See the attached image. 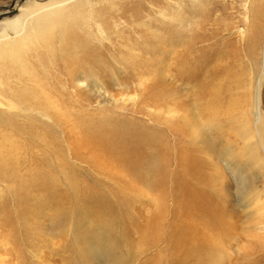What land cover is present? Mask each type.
Masks as SVG:
<instances>
[{
	"label": "rangeland",
	"instance_id": "obj_1",
	"mask_svg": "<svg viewBox=\"0 0 264 264\" xmlns=\"http://www.w3.org/2000/svg\"><path fill=\"white\" fill-rule=\"evenodd\" d=\"M206 2L0 0V264H209L193 238L195 214L176 210L195 182L179 158L193 152L207 161L200 190L229 221L221 264H264V19L252 22L261 27L253 54L232 29L218 33L217 61L206 49L172 50L167 32L178 16L199 20ZM15 21L22 26L13 29ZM204 28L192 30L198 46ZM215 95L222 123L202 127ZM221 104L233 106L237 122ZM242 111L257 142L238 135ZM95 117L150 133L164 176L71 163L73 148L90 154L77 124Z\"/></svg>",
	"mask_w": 264,
	"mask_h": 264
},
{
	"label": "bare ground",
	"instance_id": "obj_2",
	"mask_svg": "<svg viewBox=\"0 0 264 264\" xmlns=\"http://www.w3.org/2000/svg\"><path fill=\"white\" fill-rule=\"evenodd\" d=\"M246 4H248V7L250 8H248L247 13L244 14L241 10V6L243 10H245L244 6ZM29 6H32V5H29ZM23 7H27V6H23ZM180 14L182 13L180 12ZM241 14L243 15V17L241 16ZM197 17L199 18V20H197L196 18L195 20L190 22L189 19L184 14L181 16H178V19H177V21H179L178 29L176 31L169 30L167 32V42L169 46L172 47V50H173V47H181L183 49L185 47L187 48L190 47L191 49H195L197 47L199 50L206 49L207 51L210 52V57H211L210 60L216 58L215 60L217 61L219 58L222 57L221 56L222 53L219 54V50L220 49L223 50V46L218 41V33L221 32V30L228 31L232 29L234 30V33L238 37L245 35V40L247 42L246 48L248 49V53L253 54L255 52L253 38H256L259 35L261 31V27H257L253 25L252 22H254L256 19H259V20L264 19V5H257L256 0H207V2L199 10ZM14 19H16V17ZM235 19L236 21H234ZM188 25L189 26L192 25L191 29H188ZM11 26L13 29L20 28L22 26V22L15 21L11 24ZM196 26L197 28L205 27L202 33L203 41L201 42V44L202 43L204 44L205 42L209 44L207 45L204 44L202 46L200 44V46H198L199 42L196 43V39L194 37L195 33L192 31L193 29L196 30ZM187 60L188 59L185 58V62H187ZM259 89L257 90V92L260 95ZM214 99L219 100L216 95L214 96V98H211L210 103L208 107L206 108L207 112L204 113V115H202V116H206L205 122L203 123L202 127L205 124H207V121L217 122L218 117L215 115V113H218L219 111H218V107L214 104V101H213ZM259 102L260 101L258 99V101L255 104V107H256V114L258 116L259 125H260L261 114H260ZM8 106L11 107L10 105ZM232 107L233 106H228V108L224 109V106H222L221 104L219 106V109L220 110L222 109V112H224V115L226 114L228 116V118L227 117L226 118L229 121L237 122V120H235L236 113L233 111ZM245 113H246L245 111L241 112L242 117H244L245 127H242L241 129L237 131L238 135L249 137V138H254L255 141L257 142L256 133L254 129L252 128L250 121L248 120L247 122V119H245ZM213 114H214L213 118L207 119L209 115H213ZM221 115L222 113L219 114V116ZM191 118L192 119L189 120V123L193 125L194 123H196L195 116ZM102 120L103 119L101 118L95 117L93 119H90L89 123L84 121L85 123L77 124V126H79L82 129V133H84L85 142H87V144L90 145L89 149H87V153H90V154L88 155L83 154L82 151H80L79 149L77 150L73 148V153H71L69 156V160L71 161V163L72 162L77 163L76 162L77 159L84 161V162H92V164L98 167L101 170V172L113 174V175L126 174L127 176L131 178H135V179L147 178V176H153V175L158 176V177L164 176L165 167L158 166V164H153L152 159H151V157L155 158L156 156L161 158V152L159 155H155L152 147L146 142L151 137V135H149L150 133L148 134L145 131H139L138 129L129 128L128 126H125V124L116 121L115 118L109 117V119L108 118L104 119L105 123H102ZM90 122L92 123L93 126H90ZM217 123H222V121L220 120ZM259 131H261L260 127H259ZM201 132L205 136L206 131H201ZM190 133H191V136H195L196 130L192 129L191 127ZM75 136H77V134ZM261 141L263 142V139ZM159 149L160 151H162L164 147L159 146ZM72 159H74V161H72ZM202 159L196 156L194 152L190 153L187 156L180 155V158H179L180 163L188 167L191 170L192 178L195 182L192 183L190 187L191 199L188 201H185L183 197L180 195L177 199L178 205H177L176 210L180 215L182 212V217L185 219L188 216V212L194 213L195 215L196 213L200 216L203 215V218L199 217L198 219H196L197 216L194 215L195 220L193 219L192 221H190L193 232L197 233V234L193 233L194 235L193 238L196 239L197 241L199 239L200 240L199 245L201 246V248L204 250H207V252L209 253V257H208L209 264H221L220 258L222 257L219 258L218 254L223 249V246H222L223 240L226 238L228 239V236L230 234V230L226 226L227 222L229 221L224 213H221L217 210H213V207H212L214 205L213 201L208 198H205L204 197L205 194L199 188L201 182H203V180L205 179L206 173H208L207 171L205 172L207 161L204 162ZM160 162L161 160H158V163ZM250 162L251 163L253 162L254 164L257 163V157H256L255 152H251ZM201 164L203 165L201 166ZM179 190L183 192L184 187H180ZM212 210L214 211V213L212 212ZM200 211L201 213L199 214ZM258 217H261V216L258 215ZM261 219L264 220V217ZM210 226H213V227H210ZM214 233L216 234V236H212V234ZM195 247H198V246H195ZM195 247L190 248L191 249L190 251L193 255H197L199 253V250L195 249ZM114 250L116 252V248Z\"/></svg>",
	"mask_w": 264,
	"mask_h": 264
}]
</instances>
